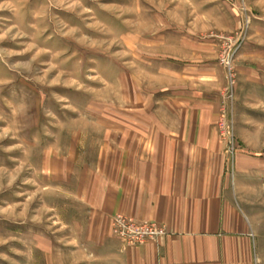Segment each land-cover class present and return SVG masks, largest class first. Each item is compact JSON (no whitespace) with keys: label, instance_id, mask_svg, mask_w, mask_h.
<instances>
[{"label":"rangeland","instance_id":"obj_1","mask_svg":"<svg viewBox=\"0 0 264 264\" xmlns=\"http://www.w3.org/2000/svg\"><path fill=\"white\" fill-rule=\"evenodd\" d=\"M196 53L222 85L228 192L264 264V0H0V264H111L94 166Z\"/></svg>","mask_w":264,"mask_h":264},{"label":"crops","instance_id":"obj_2","mask_svg":"<svg viewBox=\"0 0 264 264\" xmlns=\"http://www.w3.org/2000/svg\"><path fill=\"white\" fill-rule=\"evenodd\" d=\"M197 55L175 69L167 92L144 93L127 123L111 127L94 166L106 183L93 207L111 264H256V237L228 192L222 85ZM116 216L166 235L131 247L107 227Z\"/></svg>","mask_w":264,"mask_h":264},{"label":"built area","instance_id":"obj_3","mask_svg":"<svg viewBox=\"0 0 264 264\" xmlns=\"http://www.w3.org/2000/svg\"><path fill=\"white\" fill-rule=\"evenodd\" d=\"M224 62L229 66V59L224 60ZM113 230L118 237L131 247L158 241L166 235V231L154 223L138 224L123 216L114 218Z\"/></svg>","mask_w":264,"mask_h":264}]
</instances>
